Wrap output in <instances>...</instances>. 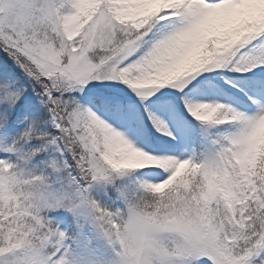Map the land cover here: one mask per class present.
Instances as JSON below:
<instances>
[{
  "label": "snow or ice",
  "instance_id": "1",
  "mask_svg": "<svg viewBox=\"0 0 264 264\" xmlns=\"http://www.w3.org/2000/svg\"><path fill=\"white\" fill-rule=\"evenodd\" d=\"M0 264H264V0H0Z\"/></svg>",
  "mask_w": 264,
  "mask_h": 264
}]
</instances>
